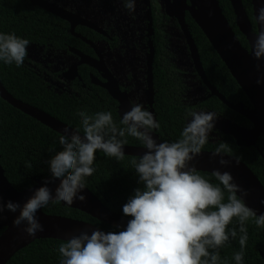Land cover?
Masks as SVG:
<instances>
[{
	"label": "clouds",
	"instance_id": "obj_1",
	"mask_svg": "<svg viewBox=\"0 0 264 264\" xmlns=\"http://www.w3.org/2000/svg\"><path fill=\"white\" fill-rule=\"evenodd\" d=\"M129 14L136 10V0H124ZM256 23L260 26L251 54L256 60L264 59V7L257 10ZM27 39L15 34L0 33V61L7 65H23L28 55ZM259 68V65L257 66ZM257 84H264V78ZM83 134L79 129L66 127L58 151L48 161L51 178L35 190L23 205L9 200L5 205L0 197V214L5 209L19 215L13 221L17 228L29 236L43 231L37 212L50 202L75 200L84 202L81 194L86 188V178L95 173L93 167L96 152L122 161L125 156L126 136L139 140L146 151L132 165L143 189H136L134 196L123 206V213L131 217L126 230L89 235L81 232L59 246L60 264H222L219 249L231 239H239L240 251L234 254L236 264H243L244 249L248 240L246 223L253 221L264 228V214L246 206L248 192L234 182L228 171L212 172L219 184H214L198 174L191 166L209 141L215 128L217 113L192 111L191 120L183 128L176 142H161L153 138L152 130L160 125L152 112L143 105L133 103L117 125L110 111L88 114L80 111ZM213 158L219 156V164L228 167L231 148L227 142H219ZM235 158V157H233ZM237 164L238 158H235ZM27 167L31 168L30 163ZM59 180L55 193L47 186ZM222 185L223 187H221ZM239 193V195H238ZM227 194V197H226ZM226 197V199H225ZM237 222L239 230L230 225ZM227 264V261H223Z\"/></svg>",
	"mask_w": 264,
	"mask_h": 264
},
{
	"label": "trees",
	"instance_id": "obj_2",
	"mask_svg": "<svg viewBox=\"0 0 264 264\" xmlns=\"http://www.w3.org/2000/svg\"><path fill=\"white\" fill-rule=\"evenodd\" d=\"M219 1L237 36L242 44L248 48L249 43L237 26L236 15L230 0ZM243 3L256 30L252 0H243ZM25 8L22 0H0V33L15 34L19 38L28 39V30L36 26V23L32 25L36 15L27 13ZM41 17L44 18V16ZM187 21L210 82L217 86L219 91L224 93L229 100L234 102L243 101L246 105H251L247 94L232 76L225 62L190 14H187ZM168 78L169 93L167 99H165L163 91H159L156 94L155 109L157 122L160 125L159 135L164 142L171 143L179 140L185 127V117L190 110L188 106L181 104L179 101V95L176 93L177 86L176 88L174 86L175 81L170 76ZM0 79L5 88L16 98L59 117L83 132L81 118L77 115L80 112V107L73 111L66 110V107H69L67 103L57 100L59 98L53 95L44 84H41L31 70L23 65L17 67L15 63L7 65L0 61ZM163 81L160 72L157 76V86L161 87ZM87 104H84L83 110L90 115L106 111L100 110L97 105ZM203 105L224 113V115L230 116L239 123H251L246 117L229 108L217 96L210 97ZM111 113L117 125L123 127L119 124L121 119L118 112L114 110ZM61 135L12 106L0 96L1 164L16 189L23 190L31 187L35 184L34 177L51 176L48 161L58 151L63 150V146L59 143ZM122 139L127 140L125 145H142L139 140L130 136ZM221 141L227 142L231 148V154L245 162L264 184V136L260 137L258 147L239 146L234 138L229 135H224V139ZM219 142L211 143L208 141L203 150L215 151ZM138 158L139 156L125 155L122 161H117L114 157H107L102 152L97 151L96 161L93 165L95 173L86 178V186L108 207L124 215L123 206L134 196L136 189L144 188L132 165V160H138ZM28 163L32 165L31 168L27 167ZM197 172L214 184L220 183L215 180L212 173ZM44 211L49 214L87 221L107 232L123 231L79 209L62 205L61 202H50L44 207ZM233 226L237 228V231L239 230L237 222L234 221L229 228L231 229ZM246 227L248 229V240L244 249L243 264H264V228L257 227L251 220L246 223ZM3 230L4 228L0 230V235ZM64 242L66 241L53 238L37 239L18 251L6 264H60L62 257L59 253V246ZM238 251H240L238 237L237 239L230 238L229 242L219 249L222 264L223 261H227V264H236L233 257Z\"/></svg>",
	"mask_w": 264,
	"mask_h": 264
},
{
	"label": "flooded vegetation",
	"instance_id": "obj_3",
	"mask_svg": "<svg viewBox=\"0 0 264 264\" xmlns=\"http://www.w3.org/2000/svg\"><path fill=\"white\" fill-rule=\"evenodd\" d=\"M22 4L27 13L36 15L32 22L36 26L28 30V55L23 66L31 70L40 83L59 98L57 100L67 103L66 110L80 107V111H84L83 106L88 103L119 114L121 101L108 88L113 84L131 105L141 104L149 111L147 97L151 91L154 92L153 107L159 91H163L167 99L170 76L175 88L177 86L179 101L190 110L185 126L191 120L192 111L215 112L217 117L252 126L203 105L216 95L197 70L184 31L178 19L169 14L168 0H136L132 14L125 8L124 0H22ZM160 72L164 81L158 87ZM229 101L252 107V103ZM218 125L215 121V128L209 134L211 143L227 135ZM156 131L159 134L158 129Z\"/></svg>",
	"mask_w": 264,
	"mask_h": 264
},
{
	"label": "water",
	"instance_id": "obj_4",
	"mask_svg": "<svg viewBox=\"0 0 264 264\" xmlns=\"http://www.w3.org/2000/svg\"><path fill=\"white\" fill-rule=\"evenodd\" d=\"M168 1L170 5L169 14L171 17L175 16L178 19L190 46L197 70L210 90H212V94L219 97L226 105L245 116L252 123V126L247 127L234 123L230 119L217 117L216 121L219 123L218 127L223 133L233 136L239 146L258 147L257 144L260 137L264 136V84H257V80L264 78V59L256 60L251 52L253 43L256 39V32L259 30L260 26L256 23V30L254 29V25L244 6L243 0H230L236 15L237 26L249 43V47L247 48L242 44L228 21L219 0ZM252 6L255 19L257 10L260 7H264V0H252ZM187 13L191 15L205 33L214 49L225 62L232 76L249 97L252 107H247L242 102L236 104L230 102L210 83L201 62L197 45L191 34L189 23L186 21ZM261 27L264 29V26ZM258 65L259 68L257 67ZM108 88L110 93L121 101L119 115L122 119L123 114L129 111L132 105L117 86L112 84ZM0 96L12 106L20 109L62 135L66 127L72 128L73 130L76 129L45 110L16 98L5 88L1 79ZM147 102L151 107L149 111L153 113L157 121V114L155 112V107H153L154 92H150L147 97ZM82 134L81 132V135ZM152 135L157 143L164 142L159 137L156 129L152 130ZM145 151L146 149H144L143 145H124L125 155L140 157ZM260 151L262 152L263 150L261 149ZM212 152L214 151L202 150V155L196 157V159L191 162V166H194L197 171H206L209 173H212L216 169L222 172H230L234 178V182L248 192V195L243 198L246 206L253 209L257 215L264 214V184L254 171L233 154H231V156L238 158L239 163L237 164L235 158L225 156V159L231 160V164L228 167H223L218 162L220 157L217 156L213 158ZM49 178H51V176L34 177V185L23 190H18L7 177L5 169L1 164L0 154V197H2L5 205L9 200L19 202L23 205V203L33 195L35 190L45 185V180ZM59 183L60 181L56 180L54 183L47 185L53 191V194ZM81 194L86 197L84 202L77 199L72 205H67L65 202L61 201L62 205L79 209L118 229L126 230L127 223L131 219L130 217L108 207L87 186ZM17 215H19V211H17V213H11L7 209L0 214V230L4 228L0 235V264H6L18 251L37 239L53 238L67 241L72 236L79 235L81 232H87L89 235L95 230L108 233L101 227L84 220L46 213L43 207L37 212V217L43 225L44 230L41 232L38 231L35 236H29L26 232L21 230L26 225L17 228L13 224Z\"/></svg>",
	"mask_w": 264,
	"mask_h": 264
}]
</instances>
